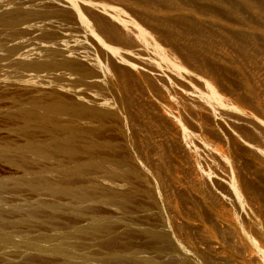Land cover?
<instances>
[{
	"label": "rangeland",
	"instance_id": "374dc122",
	"mask_svg": "<svg viewBox=\"0 0 264 264\" xmlns=\"http://www.w3.org/2000/svg\"><path fill=\"white\" fill-rule=\"evenodd\" d=\"M234 1L0 0V264H264V13Z\"/></svg>",
	"mask_w": 264,
	"mask_h": 264
},
{
	"label": "bare ground",
	"instance_id": "6f19581e",
	"mask_svg": "<svg viewBox=\"0 0 264 264\" xmlns=\"http://www.w3.org/2000/svg\"><path fill=\"white\" fill-rule=\"evenodd\" d=\"M222 4H228V5H230V6H232L233 8L235 7L234 6V4H236L237 6L239 5L238 3H236V1H234V0H219ZM237 2H239L240 4H241V7L243 6L245 9L246 8H248V7H251V6H255V11H253V12H255V15L257 14L258 16H261L262 15V13H264V0H238ZM251 13V12H250ZM122 27L124 28V32L126 33V35L128 34V35H131V29L129 28V26H126V25H122ZM198 28V27H197ZM200 29V28H199ZM139 30V29H138ZM201 30V29H200ZM199 32V31H198ZM198 32L196 33V36H197V34H198ZM202 34H203V32H202ZM205 34V33H204ZM206 36V35H205ZM199 36H197V37H195L196 39L195 40H197V38H198ZM201 37H202V35H201ZM206 38V37H205ZM144 39H142L141 41L142 42H137L138 44H141L142 43V46H144L145 44V46L144 47H146V48H149V47H151L152 48V46L151 45H149L147 42L145 43L144 41H143ZM198 40H200V39H198ZM206 40V39H205ZM200 42V41H199ZM199 42H197V44H199ZM201 43H203V42H201ZM206 43H208V42H206ZM197 44L195 45V48H196V46H197ZM149 45V47H147ZM192 46V45H191ZM199 46V45H198ZM208 46H209V44H208ZM212 46V45H211ZM201 47V46H200ZM192 48H194L193 46H192ZM194 48V49H195ZM199 48V47H198ZM239 48V47H238ZM237 48V49H238ZM244 48V47H243ZM242 48V49H243ZM240 49V48H239ZM256 49V48H255ZM244 50H245V48H244ZM243 50V51H244ZM248 50V49H247ZM257 50V49H256ZM194 51V50H193ZM238 51H240V50H238ZM249 51V50H248ZM261 51V50H260ZM245 52V51H244ZM243 53V52H242ZM260 53H264V52H260ZM157 54H158V52H157ZM244 54V53H243ZM190 55V54H189ZM197 56V55H196ZM198 58V57H197ZM191 59H194V58H191ZM195 61V60H194ZM206 79V78H205ZM201 93V92H200ZM201 95V94H200ZM207 95V94H206ZM178 109V108H177ZM169 111V110H168ZM183 114V113H182ZM212 118V117H211ZM171 119V118H170ZM174 125V124H173ZM197 169V168H196ZM192 179V178H191ZM155 236H158V238H160V236L158 235V234H155ZM10 237L7 235V233H6V231L0 226V242H4V241H6V240H8ZM165 239V238H164Z\"/></svg>",
	"mask_w": 264,
	"mask_h": 264
}]
</instances>
